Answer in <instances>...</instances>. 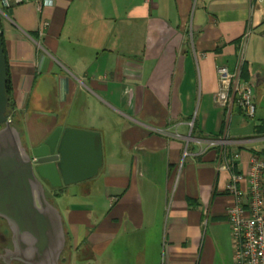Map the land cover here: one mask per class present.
<instances>
[{
    "label": "crops",
    "instance_id": "crops-1",
    "mask_svg": "<svg viewBox=\"0 0 264 264\" xmlns=\"http://www.w3.org/2000/svg\"><path fill=\"white\" fill-rule=\"evenodd\" d=\"M48 1L0 7V32L23 145L58 127L100 137L97 175L45 182L66 235L59 264H234L217 143L240 154L235 170L264 156V8ZM222 66L252 87L253 118L216 100Z\"/></svg>",
    "mask_w": 264,
    "mask_h": 264
},
{
    "label": "water",
    "instance_id": "water-1",
    "mask_svg": "<svg viewBox=\"0 0 264 264\" xmlns=\"http://www.w3.org/2000/svg\"><path fill=\"white\" fill-rule=\"evenodd\" d=\"M6 71L0 32V219L12 246L0 257L6 264H59L66 235L45 182L57 188L97 175L102 164L100 137L93 131L58 127L42 145L29 150L7 120Z\"/></svg>",
    "mask_w": 264,
    "mask_h": 264
},
{
    "label": "built area",
    "instance_id": "built-area-1",
    "mask_svg": "<svg viewBox=\"0 0 264 264\" xmlns=\"http://www.w3.org/2000/svg\"><path fill=\"white\" fill-rule=\"evenodd\" d=\"M31 1L39 6L49 4L48 0H0V7L8 8ZM151 1L144 0L145 3ZM255 1L264 8V0ZM248 34L249 31H246L244 38ZM216 74L218 103L224 108L235 103L247 118H253L255 105L249 83L224 66L218 67ZM7 120L11 121V117L7 116ZM217 144L221 146L223 169L230 173L225 192L232 199L227 209V220L234 247V264H264V156L253 154L245 171L235 170L238 169L240 154L227 151L225 140Z\"/></svg>",
    "mask_w": 264,
    "mask_h": 264
},
{
    "label": "trees",
    "instance_id": "trees-1",
    "mask_svg": "<svg viewBox=\"0 0 264 264\" xmlns=\"http://www.w3.org/2000/svg\"><path fill=\"white\" fill-rule=\"evenodd\" d=\"M1 40H2V47H3V51H4V43H3L2 34H1ZM5 59H6V57H5ZM6 66H7V60H6ZM242 76H243V73L240 74V77H242ZM5 92H6V97H7L6 115L11 117L12 116L11 114L13 113V104H12V94H11V92H12L11 80H10V75H9V72H8V68H7V71H6ZM11 124L13 125L12 120H11ZM47 198L51 202V199L48 196H47ZM65 247H66V245H65ZM63 254L64 253H62V255ZM62 255H61V257H62ZM60 261H61V258H60ZM16 264H20V263L16 262Z\"/></svg>",
    "mask_w": 264,
    "mask_h": 264
},
{
    "label": "flooded vegetation",
    "instance_id": "flooded-vegetation-1",
    "mask_svg": "<svg viewBox=\"0 0 264 264\" xmlns=\"http://www.w3.org/2000/svg\"><path fill=\"white\" fill-rule=\"evenodd\" d=\"M12 246L10 243V234L3 235L0 233V255H2L6 250H11ZM0 264H6L3 258L0 257ZM10 264H16V262H11Z\"/></svg>",
    "mask_w": 264,
    "mask_h": 264
},
{
    "label": "rangeland",
    "instance_id": "rangeland-1",
    "mask_svg": "<svg viewBox=\"0 0 264 264\" xmlns=\"http://www.w3.org/2000/svg\"><path fill=\"white\" fill-rule=\"evenodd\" d=\"M0 233L3 235L9 234V230L7 228V225L4 221L0 220Z\"/></svg>",
    "mask_w": 264,
    "mask_h": 264
}]
</instances>
